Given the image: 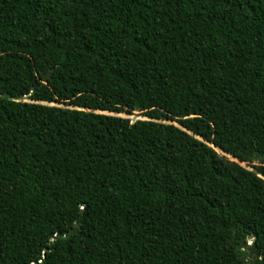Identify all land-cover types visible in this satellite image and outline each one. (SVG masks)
<instances>
[{
  "label": "trees",
  "instance_id": "16d2710c",
  "mask_svg": "<svg viewBox=\"0 0 264 264\" xmlns=\"http://www.w3.org/2000/svg\"><path fill=\"white\" fill-rule=\"evenodd\" d=\"M0 264H264V0H0Z\"/></svg>",
  "mask_w": 264,
  "mask_h": 264
},
{
  "label": "rangeland",
  "instance_id": "374dc122",
  "mask_svg": "<svg viewBox=\"0 0 264 264\" xmlns=\"http://www.w3.org/2000/svg\"><path fill=\"white\" fill-rule=\"evenodd\" d=\"M29 101V99H24ZM40 103L43 104H48V105H56V106H62V107H70V108H77L76 106H72V105H68L67 103H57V102H45V101H40ZM96 112H102L105 114H112V115H117V116H121V117H128L131 118L133 115H136L137 118L139 119H149L147 116H145L141 111H134L132 114H127L124 112H110V111H100L97 110ZM155 121H159V122H163V123H171L174 124L176 126H179V123L176 120H170V119H165V118H161V119H154ZM207 144H211L208 143L207 141H205ZM218 152H220L223 155H226L229 159L232 160H236L235 158H233L232 156H230L229 154H224L221 150L217 149ZM241 166L247 168V169H254L251 163L248 162H238Z\"/></svg>",
  "mask_w": 264,
  "mask_h": 264
},
{
  "label": "water",
  "instance_id": "95a60500",
  "mask_svg": "<svg viewBox=\"0 0 264 264\" xmlns=\"http://www.w3.org/2000/svg\"><path fill=\"white\" fill-rule=\"evenodd\" d=\"M137 119H139V118H137L136 117V115H133L131 118H130V120L133 122V121H135V120H137ZM178 127H180V128H182L183 130H185L186 132H188V133H190V134H193L191 131H188L187 129H185L184 127H182L181 125H179ZM195 137L196 138H198V139H200V140H203L201 137H199L198 135H195ZM212 147H213V144H210ZM220 150V149H219ZM222 151V150H221ZM223 152V151H222ZM224 153V152H223ZM224 154H226V153H224ZM236 159V158H235ZM234 161H236V162H239L237 159L236 160H234ZM252 238V235H250L249 236V239H251Z\"/></svg>",
  "mask_w": 264,
  "mask_h": 264
}]
</instances>
